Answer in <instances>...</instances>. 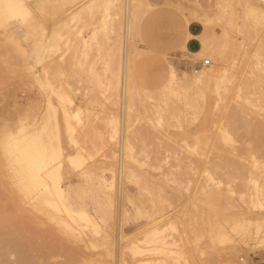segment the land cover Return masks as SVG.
<instances>
[{"label": "rangeland", "instance_id": "1", "mask_svg": "<svg viewBox=\"0 0 264 264\" xmlns=\"http://www.w3.org/2000/svg\"><path fill=\"white\" fill-rule=\"evenodd\" d=\"M129 1L0 0L16 264H264V22L247 0ZM5 144L31 147L39 192Z\"/></svg>", "mask_w": 264, "mask_h": 264}, {"label": "bare ground", "instance_id": "2", "mask_svg": "<svg viewBox=\"0 0 264 264\" xmlns=\"http://www.w3.org/2000/svg\"><path fill=\"white\" fill-rule=\"evenodd\" d=\"M232 1V0H231ZM129 0H125V8L129 7ZM225 2V1H224ZM251 2H253V0H247V2H245L246 4L242 7V13L246 16V18H249L250 20L253 21V23L258 24L264 22L263 19V11L258 9L255 6L251 5ZM232 6V5H231ZM226 7V4H225ZM229 7V6H228ZM239 7V6H238ZM226 9V8H225ZM229 9V8H228ZM236 9V8H235ZM128 10V8H127ZM126 10V11H127ZM231 11V9H229ZM241 10V9H240ZM237 12V11H236ZM241 12V11H240ZM127 13V12H126ZM243 15V16H244ZM242 16V17H243ZM126 17V16H125ZM244 19V18H243ZM245 20V19H244ZM248 21V20H247ZM124 34V33H123ZM127 69V67H126ZM125 73V72H124ZM204 74V73H203ZM208 74V73H207ZM208 76L204 77V79H208ZM201 78L199 77L198 79L195 80V83L197 85H199L201 83ZM130 93V89L128 87V84H126V82L124 83V104L125 101L128 99V95ZM124 107V106H123ZM4 148V147H3ZM27 148H31L30 146L28 147V145L18 151L13 152L12 149H10L9 147H7V145L5 144V149L6 152H8L9 156L12 157V166H13V171L15 173V175L18 177L19 180H25L27 182L30 183V185L33 187V189H35L36 191L40 190V184L38 182L37 179H35L34 177H25L24 176V172L26 174H28V171L23 167V161L22 158L25 157L26 152L28 151ZM34 150V149H33ZM59 152V151H58ZM57 152V153H58ZM9 159V158H8ZM264 169V168H262ZM31 170V169H30ZM43 182V181H42ZM69 187V186H68ZM25 189V188H24ZM59 189V188H58ZM68 189V188H67ZM43 190V189H42ZM39 192V191H38ZM47 192V191H46ZM28 193V192H27ZM67 195V194H66ZM81 196V195H80ZM11 198V197H10ZM38 198L40 199H36V203L41 204L42 200L41 197L39 196ZM43 198V197H42ZM77 198V197H76ZM68 201V200H67ZM69 203V202H68ZM47 206V205H46ZM9 218H3L1 217V221H0V264H16V260L14 259V253H15V246H14V241L12 239V235L8 229L9 226ZM33 260V259H32ZM35 260V259H34ZM33 260V261H34ZM30 261V258H29ZM36 262V260L34 261ZM29 264H38V263H31L28 262ZM42 264V263H41ZM43 264H56L55 261H51V262H45Z\"/></svg>", "mask_w": 264, "mask_h": 264}, {"label": "built area", "instance_id": "3", "mask_svg": "<svg viewBox=\"0 0 264 264\" xmlns=\"http://www.w3.org/2000/svg\"><path fill=\"white\" fill-rule=\"evenodd\" d=\"M202 64H203V66H207V65H209V61H206V60H205V61H203Z\"/></svg>", "mask_w": 264, "mask_h": 264}]
</instances>
